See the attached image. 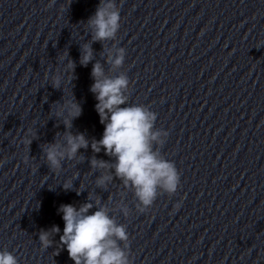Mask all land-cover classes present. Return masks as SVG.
I'll return each instance as SVG.
<instances>
[{
	"label": "water",
	"instance_id": "95a60500",
	"mask_svg": "<svg viewBox=\"0 0 264 264\" xmlns=\"http://www.w3.org/2000/svg\"><path fill=\"white\" fill-rule=\"evenodd\" d=\"M117 3L116 41L93 43L87 21L99 0H0V250L18 264H74L60 242L57 210L92 196L126 226L132 264H264V0ZM84 44L93 50L86 67L79 62ZM115 47L125 49L121 68L107 62ZM67 53L75 69L64 91L82 107L72 134L91 144L104 131L89 90L93 64L109 78L126 75L129 106L148 107L157 116L153 130L168 133L154 150L180 175L175 195H159L138 212L118 178L106 190L95 186L105 170L90 161H115L91 146L59 175L51 172L42 145L65 133L50 113L64 92L47 76L63 70L58 60ZM31 127L37 139L29 145ZM75 177L80 195L62 188ZM41 231L53 239L47 249Z\"/></svg>",
	"mask_w": 264,
	"mask_h": 264
},
{
	"label": "clouds",
	"instance_id": "9594fccd",
	"mask_svg": "<svg viewBox=\"0 0 264 264\" xmlns=\"http://www.w3.org/2000/svg\"><path fill=\"white\" fill-rule=\"evenodd\" d=\"M55 3L56 0H51V4ZM87 26L93 43L115 42L121 27L120 5L117 0H99L95 14L88 19ZM125 55L124 48L115 47L114 51L109 50L107 62L114 68H121ZM92 60L91 45L84 44L81 47L80 65L86 67ZM58 61L63 64V70L51 72L47 79L54 89L63 86L64 96L63 102L54 104L55 108H51L50 113L61 121L65 133L63 136L58 135L54 142L42 145V156L51 172L59 175L66 162L83 159L79 155L80 150L91 146L93 152L103 150L106 156L115 161L114 164L95 158L90 161L92 169L105 170L100 171L95 186L106 190L108 184L118 178L133 192L138 212L144 213L151 208L159 195H175L180 185V175L174 163L154 150V145L159 147L165 143L168 133L153 130L157 116L148 107L129 106L128 77L121 74L109 78L105 76L100 63L93 64V83L89 90L97 101L95 111L104 131L99 141L93 140L90 144L83 133L73 135L71 132L73 121L82 115V107L73 94L66 96L64 78L69 74V69L71 74L74 72L75 63L68 59V53ZM26 139L29 145L37 139L35 128L28 129ZM76 178L62 183L63 190H75L80 195L84 190L77 191L73 188ZM179 206L176 205L177 208ZM93 208L96 210L92 211ZM118 210L124 217L130 214L128 207L122 204L118 205ZM57 211L64 222L60 242L74 264H132L126 226L118 224L111 210L98 199L89 196L88 202L82 205L62 204ZM51 230L57 234L60 232L59 227ZM39 241L44 249L53 243V239L49 238V231H41ZM0 264H18V260L11 252L0 250Z\"/></svg>",
	"mask_w": 264,
	"mask_h": 264
}]
</instances>
